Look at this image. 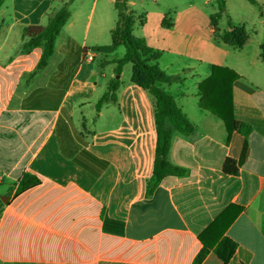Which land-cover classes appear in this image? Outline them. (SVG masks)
Returning <instances> with one entry per match:
<instances>
[{"label": "crops", "instance_id": "0c3cea01", "mask_svg": "<svg viewBox=\"0 0 264 264\" xmlns=\"http://www.w3.org/2000/svg\"><path fill=\"white\" fill-rule=\"evenodd\" d=\"M263 1L253 18L214 28L209 0H128L133 34L161 52L154 63L164 72L181 77L161 87L195 127L188 136L175 131L169 153L185 173L147 194L154 99L131 81L130 63L126 79L127 64L116 76L126 49L111 47L115 0H3L0 264H195L203 248L209 253L201 264H223L214 249L224 237L237 243L227 264H264ZM66 3L71 16L37 70L44 48L24 52L23 29L46 25ZM231 26L247 33L240 48L219 39ZM215 66L237 74L226 120L201 105L200 85ZM115 78L117 102L98 111ZM230 78L220 76L226 86ZM233 120L251 132H231ZM227 158L236 174L223 170ZM24 173L40 183L17 194Z\"/></svg>", "mask_w": 264, "mask_h": 264}, {"label": "trees", "instance_id": "16d2710c", "mask_svg": "<svg viewBox=\"0 0 264 264\" xmlns=\"http://www.w3.org/2000/svg\"><path fill=\"white\" fill-rule=\"evenodd\" d=\"M253 4H259L257 0H248ZM219 11L211 17V25L218 27V21L222 17L225 7V0H217ZM3 0H0V7ZM115 9L117 11V22L112 30V48L124 46L125 55L116 61V74L121 75L123 67L130 63L132 65L131 81L151 94L154 99V116L157 131V145L153 173L147 181V194H152L160 182L169 175L181 176L185 169L175 166L169 159V153L175 131L188 136L194 130V124L188 119L175 98L161 87L163 83H173L181 80L180 76L169 75L164 72L157 63L161 55L160 51L152 49L143 37H137L133 34L137 19L134 12L130 9L128 0H115ZM71 16L69 3L64 4L59 10L51 13L46 25H30L23 29V38L26 39L24 52L43 46V56L38 64L37 70L44 68L50 57L53 55L55 44L63 27ZM166 15L163 25L172 27V19ZM219 39L225 44L242 47L247 39V33L243 27L231 26L230 30L224 31L219 35ZM262 55L264 56V45L262 46ZM226 73V74H224ZM231 75L228 87L220 80L223 77ZM237 74L232 70L215 66L212 75L203 81L200 85L201 105L222 120H226L231 113L230 88L232 79ZM225 81V79H224ZM120 87V81L115 78L108 86L106 93L97 104L99 111L102 105L107 101L117 102V91ZM229 90V91H228ZM252 127L244 122L233 120L230 131H238L247 135ZM223 170L228 174H236L237 166L233 159L227 158ZM40 183L39 179L29 173H24L19 180L17 194L36 186ZM237 249V243L229 237H224L214 253L227 264L233 257ZM209 253V249L203 248L195 259V264H201Z\"/></svg>", "mask_w": 264, "mask_h": 264}, {"label": "rangeland", "instance_id": "374dc122", "mask_svg": "<svg viewBox=\"0 0 264 264\" xmlns=\"http://www.w3.org/2000/svg\"><path fill=\"white\" fill-rule=\"evenodd\" d=\"M209 1L210 2L206 7L211 11H215L214 14H216L219 11L217 0H209ZM225 2L226 4L224 7L223 15L218 21L219 26L227 25L229 18L231 19V22L233 24L235 23L242 24L243 22H245V20H247L246 18H249V16L253 18L256 14H259V11L262 9V7L258 6L260 4H253L248 0H225ZM130 74H131V65L127 64L125 66V75H122V78L126 79Z\"/></svg>", "mask_w": 264, "mask_h": 264}, {"label": "water", "instance_id": "95a60500", "mask_svg": "<svg viewBox=\"0 0 264 264\" xmlns=\"http://www.w3.org/2000/svg\"><path fill=\"white\" fill-rule=\"evenodd\" d=\"M1 200L6 203L8 201V197H2Z\"/></svg>", "mask_w": 264, "mask_h": 264}, {"label": "built area", "instance_id": "2783aa9c", "mask_svg": "<svg viewBox=\"0 0 264 264\" xmlns=\"http://www.w3.org/2000/svg\"><path fill=\"white\" fill-rule=\"evenodd\" d=\"M87 58H88L89 60H92V59H93L92 55L87 56Z\"/></svg>", "mask_w": 264, "mask_h": 264}]
</instances>
